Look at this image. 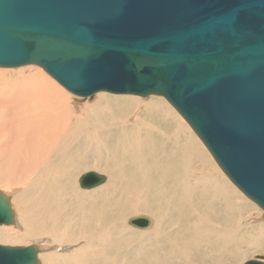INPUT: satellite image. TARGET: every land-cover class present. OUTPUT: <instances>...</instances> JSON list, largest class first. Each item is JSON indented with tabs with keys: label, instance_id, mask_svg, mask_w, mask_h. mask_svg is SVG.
Returning a JSON list of instances; mask_svg holds the SVG:
<instances>
[{
	"label": "bare ground",
	"instance_id": "obj_1",
	"mask_svg": "<svg viewBox=\"0 0 264 264\" xmlns=\"http://www.w3.org/2000/svg\"><path fill=\"white\" fill-rule=\"evenodd\" d=\"M40 68L0 72V187L26 184L0 188L14 213L0 244L37 245L40 264L162 262L185 237L212 238L231 256L264 248V222L240 223L249 202L238 191L248 196L162 96L73 97ZM88 172L104 181L81 187ZM145 213L148 228L127 224Z\"/></svg>",
	"mask_w": 264,
	"mask_h": 264
},
{
	"label": "water",
	"instance_id": "obj_2",
	"mask_svg": "<svg viewBox=\"0 0 264 264\" xmlns=\"http://www.w3.org/2000/svg\"><path fill=\"white\" fill-rule=\"evenodd\" d=\"M26 65L77 96L164 97L264 210V0H0V67ZM13 216L0 191V225ZM39 250L0 244V264H40Z\"/></svg>",
	"mask_w": 264,
	"mask_h": 264
},
{
	"label": "rangeland",
	"instance_id": "obj_3",
	"mask_svg": "<svg viewBox=\"0 0 264 264\" xmlns=\"http://www.w3.org/2000/svg\"><path fill=\"white\" fill-rule=\"evenodd\" d=\"M34 67H38V66L27 65V66L11 67V68L4 67L5 69H2V67H0V69H1L0 72L3 73V71H4L6 73V75L10 74V76L18 74V72H23L24 74H26V73L30 72V70H32V71L35 70L36 68L34 69ZM40 69H42V68H40ZM42 71H44V70L42 69ZM5 73H3V74H5ZM44 73L47 76H49L45 71H44ZM98 93H107V92H98ZM68 94H71V93H68ZM107 94L111 95V93H107ZM112 95H118V94H112ZM122 95L128 96L129 94H122ZM71 96H73V94H71ZM151 97H154V96H151ZM162 100H164L165 103L170 108L173 109V111L177 114V116H179V118H183L180 115V113L164 97ZM83 101H81L80 103H82ZM185 124L188 125L186 120H185ZM169 131H170V127L167 130V132H169ZM207 154H208V152H207ZM24 184L25 183L19 184L20 186L18 185V186L10 187V189L5 188V187H0V188L3 189L4 191L12 192L14 190V188L16 189L18 187L17 192H19V190H21V191L23 190L24 186L26 185V184L25 185ZM229 185L232 186V184H229ZM22 186H23V188H22ZM12 193H14V192H12ZM238 193L240 194L241 197L245 198L249 202V206H248L249 215L245 219L243 217L240 220V223L243 225V224H249L251 222H254V223L264 222V220L262 219V214L264 213V210L255 201L244 196L239 191H238ZM13 197H14V194H13ZM15 208H17L16 205H15ZM138 215H148V217H150V215L147 213L138 214ZM126 227H129V226L126 225ZM20 230H22V228ZM70 231L73 233L72 229H70V230H68V235H71ZM39 236H41V235H39ZM36 237H38V235H35L33 238H31L29 240H24V241L16 242V243L10 242L9 245L10 244H13V245L14 244H17V245L27 244V242L28 243L32 242V240ZM41 237H49V235L45 234ZM185 238L188 240L185 241L184 246L182 248H180L179 250H177L175 252V254L171 255L172 258L170 260H162V262H159L157 260V258H155L153 256L152 253H147L149 256L153 257L152 261H149V260L143 261L142 260L141 262H139L137 259H124V260H121L119 262H116L115 264H243L246 262V260H253V259L262 261L264 263V248L263 247H261V250H255V249H257V248H255L254 250L250 249L248 252H246V250L248 248L246 246H244V247L242 246L241 251L244 250L243 253H245V254H242L241 256H240V254L237 256H231L232 254L230 252L222 253L220 251V245L217 244L215 242V240L212 238L209 241H207L204 238V236H202L200 239H197V238H190L189 239L188 237H185ZM4 244H7V243H4ZM78 245H79V242H76V243L72 244L71 247L76 248ZM48 249H45L43 252L55 253V254L62 253V251H60V249L59 250H55L52 248H48ZM107 264H111V262H109Z\"/></svg>",
	"mask_w": 264,
	"mask_h": 264
}]
</instances>
